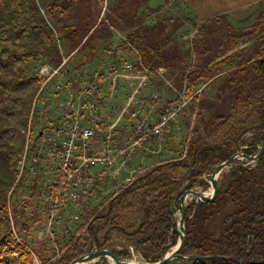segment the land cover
<instances>
[{"label": "trees", "instance_id": "obj_1", "mask_svg": "<svg viewBox=\"0 0 264 264\" xmlns=\"http://www.w3.org/2000/svg\"><path fill=\"white\" fill-rule=\"evenodd\" d=\"M105 1L100 16L104 0H51L43 8L32 0H0L5 13L0 16V105L8 111H0V153L11 165L4 185L13 181L20 160L37 84L31 74L38 61H94L95 52L103 54L100 60L109 54L111 61H119L121 51L137 55L150 68L185 66L179 63L188 53L175 37L181 16L169 15L155 0ZM261 5L244 28H231L226 17L196 26L201 37L220 25L225 28L211 47L205 37L192 40L196 59L174 78L177 93L183 89L190 97L187 109L201 124H187L189 132L175 156L153 164L111 199L82 207L80 223L70 231L58 225L52 240L44 238L28 247L24 234L40 216L38 203L16 202L10 193L13 228L20 236L16 240L6 215V190L0 186V264H70L95 247L113 245L121 247L111 250L121 258H130V248L143 262L160 259L177 240L174 214L181 193L195 187L205 191L218 164L238 150L254 155L264 141V0H259ZM114 31L124 40L114 43ZM244 44L247 49L237 48ZM210 82L212 98L202 91L195 94L197 87ZM187 109L180 111L184 118ZM183 224L179 254L203 259L167 264H264V152L255 163L233 161L217 179L213 200L187 203Z\"/></svg>", "mask_w": 264, "mask_h": 264}, {"label": "built area", "instance_id": "obj_2", "mask_svg": "<svg viewBox=\"0 0 264 264\" xmlns=\"http://www.w3.org/2000/svg\"><path fill=\"white\" fill-rule=\"evenodd\" d=\"M104 10L105 0L100 16ZM114 33V43L124 40ZM117 58L69 65L62 57L54 65L38 61L32 69L37 84L26 119L22 161L6 203L11 212L9 194L19 186L16 202L29 196L38 203L40 216L32 226L37 227L29 231L36 239L52 240L58 225L70 231L80 223L82 207L111 199L151 167L141 168V159L161 152L168 129L186 107L189 99L183 89L176 98L164 68H150L137 55L121 51ZM165 88L175 93L174 98L154 114ZM134 159L138 162L133 166ZM9 220L12 226L11 213Z\"/></svg>", "mask_w": 264, "mask_h": 264}, {"label": "rangeland", "instance_id": "obj_3", "mask_svg": "<svg viewBox=\"0 0 264 264\" xmlns=\"http://www.w3.org/2000/svg\"><path fill=\"white\" fill-rule=\"evenodd\" d=\"M35 2L36 6L38 8H43V6H45V4H47L49 1L51 0H32ZM154 0H151L150 2H153ZM6 5V4H5ZM262 8V5L261 7L260 6H257L255 8V10L251 13L252 15V19L250 21L246 20L244 22H241V23H234V21H232L231 25L236 27V26H239V25H246L249 26L252 24V21L254 20V18L256 17L258 11ZM4 8L2 7V10ZM2 10L0 8V16L1 15H4L2 14ZM169 13V15L171 16H178L180 17L178 11H177V8L176 6H173L172 9L170 8H167V9H163V11H165ZM41 12V11H40ZM180 18L181 21H182V26L179 28V30L176 31L175 33V37H176V42L177 44H179L180 48L182 51L188 53V57L186 56H182V59H184V61L180 62L179 65H182L184 63V67L183 66H179V68H171V69H167L165 68L164 66H160V67H163L165 68L164 70V74L167 78H171L172 81H174V78H175V75L181 70V69H187L189 65L193 64L195 59H196V53L193 51V48L191 46V41L192 40H198V39H202L205 37V39H207V41L205 42V44H208L210 47L212 45V43L214 42L213 40L218 38V36L220 34H222L223 32H225V28H224V25H220L218 27H216V31L212 32L211 34L207 35V36H200L198 35L197 33V27H195V24L193 22L190 23V21H188V18L187 16H181ZM191 20V19H190ZM193 21V20H192ZM228 22V21H227ZM230 24V22H228ZM218 28V29H217ZM60 43L57 44V48L61 51V48H60ZM237 48H244V49H247L248 48V44H244V45H239ZM102 53L101 52H95L93 54V57H95L94 61H103L106 57H104L102 60L101 57H102ZM185 55V54H183ZM110 60V58H108ZM186 59V60H185ZM77 62H80V61H69L68 64L69 65H73ZM188 64V66L186 67V65ZM156 68V67H155ZM184 69V70H185ZM183 71V70H182ZM185 72V71H184ZM156 88H158L160 86V82H154ZM201 87V86H200ZM200 87H197V88H200ZM213 83L210 82V83H206L205 85L202 86V92L204 93V95L206 97H209V98H212L213 97ZM174 95L175 93L173 91H171L170 89L168 88H165L163 93H162V97L160 98L159 100V104H162V103H167L169 102V100H172L174 98ZM1 99V98H0ZM0 111L2 113H8L7 109L2 107L0 105ZM192 111L188 110L187 109V118H184L181 114L178 116H176L175 118V122H174V126L173 128H169L168 129V132L166 134V137H165V143H164V146L163 148H169V149H173L174 152L176 153L178 151V145H179V142L182 141V139H185L186 136H187V133H188V125L187 124H190L191 122H196L197 124H201L200 120L197 119L194 115H193V121H191L192 119ZM19 128V127H18ZM24 144V142H23ZM22 152H23V146H22V151H21V156H20V160L16 163L15 165V173H14V179L11 183L8 182V184L4 185L5 184V175H6V171L8 170L9 167H11V165H9L5 159H4V154L3 153H0V182H1V185L2 188L4 190H6V195H5V205L7 207V203H6V198H7V194L8 192L10 191V189L12 188L17 176H18V171H19V166H20V163L22 161ZM166 152L162 149V151L160 153H158L157 155H155V157H152V156H144L141 161H140V166L141 168H144L146 165H149V164H154L156 162H159L163 159H165L167 157V155L165 154ZM175 156V155H173ZM244 159H241L239 158L238 161H243ZM138 162L137 159H134L133 161V166L136 165ZM126 173H129L130 176L133 175V172L131 171H124ZM193 190L195 191H199L205 195H208L210 193V187H208L205 191H201V189L199 187H195L193 188ZM21 192V189H20V186L16 188L15 192L12 194L11 196V199L12 200H15V196H18ZM26 194V193H25ZM27 195V194H26ZM27 200H22V201H28V202H36L32 199H30L29 196H27L26 198ZM33 201V202H32ZM189 202V200H187V203ZM37 203V202H36ZM37 206V211L36 213H38L39 215V212H41V209L39 208L38 204L36 205ZM10 210L6 209V215L8 217V224H9V227L11 229V232L14 231V228H13V225L11 226L10 225V220H9V215H10ZM38 217V216H37ZM174 217L177 218L178 217V213L176 212L174 214ZM36 220H34L33 222H35ZM33 226V225H32ZM34 227H37L36 225ZM34 227H30L27 229V231L25 232L24 235H28L27 236V246L28 247H31L33 246L37 241H40L42 240L41 239H36L34 238L32 235L29 234V231L32 230ZM16 234V233H15ZM13 235V234H12ZM17 235V234H16ZM18 237H20L19 235H17ZM121 247L118 246V245H113L111 246V248L109 250H119ZM26 249L29 251V248L26 247ZM130 252V258L129 259H135L136 261L138 262H143L140 258V256L136 253H133L131 251ZM108 264H111V262L109 260H107ZM171 264H182L181 262L179 263H171Z\"/></svg>", "mask_w": 264, "mask_h": 264}, {"label": "water", "instance_id": "obj_4", "mask_svg": "<svg viewBox=\"0 0 264 264\" xmlns=\"http://www.w3.org/2000/svg\"><path fill=\"white\" fill-rule=\"evenodd\" d=\"M263 152H264V141L258 146V149L254 155L246 156L242 154L240 150H238L237 152L232 154L228 159L218 164L213 169L212 173L209 176L208 184L210 187V193L208 195H205L193 189H186L181 193L178 199V208H177L178 217L175 219V232L177 233L176 243L171 248H169L156 262L143 263V262H138L135 259H134L135 261L131 262L130 259L116 256L107 247H103V248L95 247L88 253L74 259L70 264H94L98 260H106V261L109 260L111 264H167L170 261L177 259L184 260L187 262H194L203 259V257L200 256L188 257L179 254V250L183 246L185 240L183 217H184V208L187 205V200L193 199L195 202L198 201L209 202L213 200L217 191V179L219 178L223 170L229 168L232 165L233 161L238 160L239 158L244 159L251 163H255L258 161V159L260 158Z\"/></svg>", "mask_w": 264, "mask_h": 264}, {"label": "crops", "instance_id": "obj_5", "mask_svg": "<svg viewBox=\"0 0 264 264\" xmlns=\"http://www.w3.org/2000/svg\"><path fill=\"white\" fill-rule=\"evenodd\" d=\"M155 4H161L163 9H172L173 6H176L179 15L189 17L188 19L193 20L195 25L216 17H226L231 25L232 21L236 24L246 20L250 21L251 13L259 6V0H155ZM244 27L246 25L236 27L231 25V28L234 29ZM142 100L146 101V98L143 97ZM163 105L164 103L159 104L158 102L154 104V114L159 112ZM163 150L167 155L163 160H167L175 154L173 149L163 148Z\"/></svg>", "mask_w": 264, "mask_h": 264}, {"label": "bare ground", "instance_id": "obj_6", "mask_svg": "<svg viewBox=\"0 0 264 264\" xmlns=\"http://www.w3.org/2000/svg\"><path fill=\"white\" fill-rule=\"evenodd\" d=\"M130 260H131V262L135 261L134 259H130Z\"/></svg>", "mask_w": 264, "mask_h": 264}]
</instances>
